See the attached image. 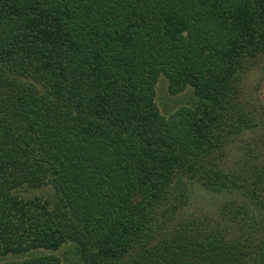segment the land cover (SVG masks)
<instances>
[{"label": "trees", "instance_id": "16d2710c", "mask_svg": "<svg viewBox=\"0 0 264 264\" xmlns=\"http://www.w3.org/2000/svg\"><path fill=\"white\" fill-rule=\"evenodd\" d=\"M250 72L264 0H0V264H264Z\"/></svg>", "mask_w": 264, "mask_h": 264}, {"label": "rangeland", "instance_id": "374dc122", "mask_svg": "<svg viewBox=\"0 0 264 264\" xmlns=\"http://www.w3.org/2000/svg\"><path fill=\"white\" fill-rule=\"evenodd\" d=\"M258 77L254 72L247 74L246 85L248 88V93L254 95L260 101L264 102V79H257ZM179 99H182L181 94L171 95L166 90V82L163 78H160L156 83L155 88V100L160 109V111L166 114L168 111L173 110L178 106L180 102ZM205 200L203 195L197 194L195 196L194 203L196 205H201Z\"/></svg>", "mask_w": 264, "mask_h": 264}]
</instances>
